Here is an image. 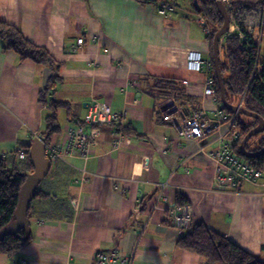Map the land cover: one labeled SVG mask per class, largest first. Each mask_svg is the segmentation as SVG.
<instances>
[{"label": "crops", "instance_id": "crops-1", "mask_svg": "<svg viewBox=\"0 0 264 264\" xmlns=\"http://www.w3.org/2000/svg\"><path fill=\"white\" fill-rule=\"evenodd\" d=\"M184 3L164 17L134 0H0V17L60 64L62 80L48 98L68 105L58 110L61 131L49 143H62L66 127L82 125L93 99L126 112L128 126L119 150L112 147L114 127L105 126L87 160L52 163L51 179L38 190L49 196H35L30 207L31 241L14 256L0 254V264H95L100 251L116 249L133 255V264H205L176 246L182 233L170 225L167 203L156 207L162 185L169 204L191 206L193 224L205 223L264 261V189L243 183L213 192L214 163L206 153L218 148L215 136L200 144L180 138L152 93L155 79L175 80L189 114L197 107L215 111L216 102L203 97L206 74L188 68L190 54L205 57L211 46L200 15ZM51 77L48 66L21 61L0 43V157L8 170L34 171L23 161L32 133L44 138L51 110L41 95Z\"/></svg>", "mask_w": 264, "mask_h": 264}, {"label": "trees", "instance_id": "trees-1", "mask_svg": "<svg viewBox=\"0 0 264 264\" xmlns=\"http://www.w3.org/2000/svg\"><path fill=\"white\" fill-rule=\"evenodd\" d=\"M141 6L153 5L156 8L160 1L166 0H134ZM178 0H174L176 3ZM192 4L194 11L205 18L212 26V33L207 37L210 43V55L213 58V39L215 34L222 28L224 20L214 0H187ZM197 1L200 9L197 10L193 2ZM234 5L248 8L256 4L251 0H234ZM229 15V14H228ZM0 43L3 50L15 52L21 61L30 60L38 65L48 66L52 70V77L48 86L41 95V102L46 105L51 113L46 118V132L44 140L49 143L50 138L61 131L58 124V110L68 105L59 102L55 98H48L54 85L62 80L60 75V64L43 47L34 44L27 39L23 33L14 25L4 21L0 17ZM223 49L224 61H221L220 49ZM254 48V47H253ZM220 68L223 77L225 96L229 104L238 106L242 101L241 108L255 113L264 119V69L254 73V50H248V44L237 34L228 35L224 38L222 47L219 45ZM212 77L215 82L216 100L221 102L218 80L213 68ZM54 91V90H53ZM158 99L171 97L175 102L186 106V96L180 82L171 79H155L152 92ZM241 100V101H240ZM187 111V108L184 107ZM199 108V107H197ZM197 110V109H196ZM188 112V111H187ZM230 112V111H229ZM233 113V112H230ZM249 119L252 122H246ZM258 125V120L244 115L237 118V127L240 130L238 143H242L245 136ZM76 127V126H73ZM128 126L123 132L126 134ZM259 140L256 148H251L252 141ZM27 148V162L31 166ZM264 148V132L254 135L247 143L246 150L257 152ZM235 152L243 157L239 147ZM16 154V153H15ZM245 158V157H243ZM248 159L253 165L260 168L264 162V156ZM26 173L20 169L8 170L7 161L0 157V233L8 225L15 221V212L19 202L20 190L26 180ZM39 192V191H38ZM48 197L49 194L39 192L36 197ZM180 202L179 204H186ZM30 213V212H29ZM29 216V215H28ZM31 234L21 230L14 235L7 236L0 241V254L14 256L18 254L30 241ZM176 246L186 251L194 252L203 257L205 264H264V261L254 254L244 250L230 241L224 235L212 230L205 223L193 224L192 227L181 235Z\"/></svg>", "mask_w": 264, "mask_h": 264}, {"label": "built area", "instance_id": "built-area-1", "mask_svg": "<svg viewBox=\"0 0 264 264\" xmlns=\"http://www.w3.org/2000/svg\"><path fill=\"white\" fill-rule=\"evenodd\" d=\"M222 2L230 19V27L226 36L237 34L247 42L248 50H254V73L264 69V6L254 10L256 8L247 9L240 5H234L233 0H222ZM156 9L160 16H166L175 13L178 5L174 0L160 1ZM199 23L203 26L206 37L210 36L212 33L211 24L206 22L203 17L199 18ZM254 26H256V30H254ZM83 42V39H79L73 49H79ZM188 68L206 74L203 97L212 98L216 102L213 115H210L203 107L189 114L173 98L168 97L161 100L160 117L164 121H169L182 139L192 140L200 144L204 139L215 136L218 148L206 153L214 163L213 192L225 193L238 190L243 183L257 184L264 189V162L258 168L248 159L240 157L235 152V148L240 146L238 143L240 130L237 127V118L240 114L230 113L222 102L217 103L215 82L212 77L214 65L210 54L205 57L201 53L190 54L188 56ZM183 84L189 85L187 81H184ZM127 85H131V83ZM241 106L242 101L238 107ZM126 116V112L114 113L108 104L93 99L87 109L83 124L76 127H66V138L62 143H48L37 132L32 133V138H38L44 142L45 157L51 163L69 157L87 160L92 154L95 139L99 136L101 128L105 126L114 127L112 147L114 150L120 149L125 138L123 130L126 126L124 124ZM201 150L203 151L202 148ZM15 152L19 159L26 157V153L21 149L17 148ZM83 173L86 176L87 172L84 171ZM161 187L162 191L157 197L156 207L162 202L167 203L165 210L170 225L181 233L187 232L193 225L191 206L188 204H169L167 197L163 195L166 186L162 185ZM141 209L142 201L139 200L133 208V214L138 216ZM133 258V255L123 254L118 249L112 252L100 251L95 257V264H133ZM15 264L32 263L26 259H20Z\"/></svg>", "mask_w": 264, "mask_h": 264}, {"label": "water", "instance_id": "water-1", "mask_svg": "<svg viewBox=\"0 0 264 264\" xmlns=\"http://www.w3.org/2000/svg\"><path fill=\"white\" fill-rule=\"evenodd\" d=\"M222 17L224 20L222 28L215 34L213 39V63L215 74L219 84L220 98L222 104L225 108L233 113H239L240 115L248 116L258 120V125L256 128L251 130L243 139L240 145V153L245 158H256L257 156H264V148L257 152H251L246 150V145L248 141L257 134L264 132V119L259 115L249 112L241 107L234 106L228 103L225 96V89L223 83L222 72L220 68V58H219V45L222 37H225L228 33L230 27V19L226 7L224 6L222 0H214ZM194 7L199 10L200 6L197 1L193 2ZM29 157L31 160L32 167L34 169L33 173L26 175V180L20 190L19 202L15 212V221L8 225L0 233V241L4 240L7 236L14 235L21 230L30 232L31 221L28 217L32 201L35 196L38 195L37 187L40 182L45 179L52 167V163L48 158L45 157V144L42 140L36 138L33 140L29 148Z\"/></svg>", "mask_w": 264, "mask_h": 264}, {"label": "rangeland", "instance_id": "rangeland-1", "mask_svg": "<svg viewBox=\"0 0 264 264\" xmlns=\"http://www.w3.org/2000/svg\"><path fill=\"white\" fill-rule=\"evenodd\" d=\"M179 1V7L181 8L182 6H184L185 7V3H184V1L185 0H178ZM177 1V2H178ZM234 1V0H233ZM252 2H256V4L255 5H253V6H251V7H248L247 9H251V8H256V9H254V10H258V8H261V7H263L264 6V0H251ZM187 2H189V1H187ZM188 4H190V7H192V5H191V3L189 2ZM179 8V9H180ZM192 10H193V8H192ZM194 11V10H193ZM249 11V10H248ZM169 14H167L166 16H168ZM165 17V16H164ZM199 18H202V16H198L197 17V22L199 23ZM258 19V18H257ZM204 20L206 21V22H208L205 18H204ZM200 24V23H199ZM201 25V24H200ZM203 27V26H202ZM254 30H256V26H254ZM226 37V36H225ZM225 37H222V39H221V41H220V46L222 47V44H223V41H224V38ZM81 39H83V38H81ZM84 40V39H83ZM84 43V42H83ZM82 47V46H81ZM208 54H210V52L208 53ZM207 54V55H208ZM211 56V55H210ZM220 57H221V61H224V55H223V49L221 48L220 49ZM212 58V57H211ZM212 61H213V58H212ZM213 65H214V63H213ZM241 101V100H240ZM89 105H90V103H89ZM89 107V106H88ZM64 116H62V117H60V118H63ZM246 120V122H252L251 120H249V119H245ZM62 125V124H61ZM205 140V139H204ZM203 140V141H204ZM259 140L260 139H258V140H254V141H252V144H251V148L253 149V148H256L257 147V145L256 144H258V142H259ZM239 148H240V146H239ZM24 163H28L27 162V160L26 161H23V164ZM17 168H20L21 169V167H17ZM48 177V176H47ZM46 177V179H44V181L41 183V185H40V187H39V185H38V187H37V190H39V189H43V186L46 184V182H48L50 179H51V175H50V177H48L47 178Z\"/></svg>", "mask_w": 264, "mask_h": 264}, {"label": "clouds", "instance_id": "clouds-1", "mask_svg": "<svg viewBox=\"0 0 264 264\" xmlns=\"http://www.w3.org/2000/svg\"><path fill=\"white\" fill-rule=\"evenodd\" d=\"M182 205V204H181ZM183 234V233H182Z\"/></svg>", "mask_w": 264, "mask_h": 264}]
</instances>
